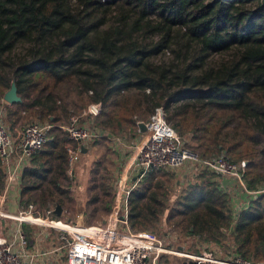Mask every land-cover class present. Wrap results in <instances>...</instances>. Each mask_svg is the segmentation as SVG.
Instances as JSON below:
<instances>
[{
	"label": "trees",
	"instance_id": "16d2710c",
	"mask_svg": "<svg viewBox=\"0 0 264 264\" xmlns=\"http://www.w3.org/2000/svg\"><path fill=\"white\" fill-rule=\"evenodd\" d=\"M19 44L28 48L15 54ZM168 52L170 63L161 58ZM216 53L226 55L213 60ZM13 82L21 100L11 104L9 123L53 125L21 172L23 207L66 212L69 139L55 125L98 103L95 124L118 131H138L136 121L163 106L201 157L246 160L248 186L264 183V0H0V102ZM159 171L131 189L129 228L163 224L180 238L223 241L230 214L217 174L200 171L172 198V173ZM3 178L0 160V190ZM114 196L105 176L93 178L90 217L108 213ZM229 236L236 255L264 260V195L240 212Z\"/></svg>",
	"mask_w": 264,
	"mask_h": 264
},
{
	"label": "built area",
	"instance_id": "2783aa9c",
	"mask_svg": "<svg viewBox=\"0 0 264 264\" xmlns=\"http://www.w3.org/2000/svg\"><path fill=\"white\" fill-rule=\"evenodd\" d=\"M8 104L3 98L0 102V160L3 166V189L0 191V264H34L36 257L47 253L65 252L63 264H160L163 257L175 256L182 261L179 264H252L240 256H221L215 246L203 243L196 252L175 247L164 238L150 232L131 230L127 223V197L143 177L152 168H167L176 170L192 165L194 176L200 171L208 170L218 176L219 186L232 193L223 184L222 178L229 179L234 185L236 194L246 195L250 201L264 195V183L257 188H250L244 178V165L247 161L232 162L224 154L213 158L201 157L197 151L185 145L180 134L165 119L163 106H157L147 121L145 131L138 129L139 137L132 146V153L126 167L120 174L119 187L111 211L97 225H86L69 218L62 219L55 214V207L50 205L40 211L36 204L28 203L18 212L2 209L6 202V193L13 181L20 179L21 172L28 165L31 156L41 150L48 138V132L53 126L48 123L33 121L25 124L23 129L12 134L6 123ZM100 110V104H91L83 110L88 120L83 123L79 115H72L66 125H58L66 133L67 168L66 175L73 178L74 166L80 159L81 146L97 139L116 138L106 128L95 124V115ZM139 127V126H138ZM118 140V139H116ZM140 171L143 173L133 180ZM233 189V190H234ZM238 208L244 209L242 206ZM233 214L230 229H233L238 217ZM78 217V216H77ZM2 218L13 221L8 233L2 228ZM38 226L43 230L55 232L51 250H28V240L23 225ZM122 225L126 231L119 230ZM264 264V262L262 263Z\"/></svg>",
	"mask_w": 264,
	"mask_h": 264
},
{
	"label": "rangeland",
	"instance_id": "374dc122",
	"mask_svg": "<svg viewBox=\"0 0 264 264\" xmlns=\"http://www.w3.org/2000/svg\"><path fill=\"white\" fill-rule=\"evenodd\" d=\"M28 48V44H19L17 48L15 49V54H22L26 52V49ZM226 55V54H219L216 53L212 56L213 60H216L217 58ZM173 53L168 52L165 54V62L170 63L173 60ZM11 105V104H10ZM12 108V107H11ZM14 108V107H13ZM83 113V111L80 113V115ZM77 115V114H76ZM79 115V114H78ZM96 116V115H95ZM151 117L148 116L146 120H149ZM81 121L83 123H86L88 118L85 115L80 116ZM68 121L60 122L56 124L55 126L59 127L58 125H66ZM6 123L7 125L11 126L10 132L13 134L12 129L14 127L20 128L25 124L30 123V121L23 119L19 123L15 125H11L8 121V114L6 117ZM60 128V127H59ZM62 129V128H61ZM63 130V129H62ZM109 130V129H108ZM64 131V130H63ZM111 133L115 134L116 138L113 140H110L106 137L97 138L93 141H91L89 145V149L87 153H83L80 155V159L75 165L74 168V176H73V182L72 179L68 178L66 182L71 183L72 188H70L71 192V202L68 203V207L65 209V216L70 219L71 222L77 221V214H80V212H83V219L82 221L87 225H97L100 220L103 219L108 213H102L99 217H90L88 206H86V200L88 197V189L91 185V181L93 178H96V182H99L101 179V176H105L110 184L113 185L115 193L119 187V177L124 168L126 167V164L129 160V157L131 156V153L133 151L132 146L136 142L137 138L139 137V132L135 130H125V131H118L117 129H110ZM183 142L187 146H191V141L187 133L180 135ZM118 139V140H116ZM189 146V147H190ZM192 148V147H191ZM193 149V148H192ZM163 171L172 173V176L170 177L171 180L168 182V187L170 197L174 198L177 196L180 192L183 191V188L187 185V180H184L180 174V171H177V173H173L172 170L167 168H161V171L159 173H162ZM19 185L16 181H13L11 185L9 186L7 193H6V202L3 204L2 209L5 211H9L10 209L14 210L13 212H18L19 208H23L24 204L19 203ZM3 188V187H2ZM1 191V190H0ZM179 192V193H178ZM34 203V202H33ZM37 205L39 210L41 211L43 207H40L39 204L34 203ZM47 206H50L48 204ZM46 207V206H45ZM230 213V223L232 222L233 214L231 211ZM65 216H61L62 219H65ZM162 218V222H163ZM2 228L5 231V233H8L7 227H9V230H11V227L13 225V221L10 219L2 218L1 220ZM24 229L28 232V237L30 238L32 235V232L37 231L38 229H41L38 226H32L28 224H24ZM231 227V224H230ZM119 230L122 232H125L126 229L120 225ZM141 232V231H139ZM144 232V231H142ZM147 232H150L156 236H160L165 239L167 243H172L170 240V237L164 235L165 228L163 224H160L159 226H155L153 228H150ZM180 238L178 237V241L174 243L173 246L178 245ZM186 239L182 238V242ZM30 245L32 246V239L29 240ZM219 245V249L221 252H226L229 249L230 245V236L228 233L225 232V236L223 237V241L216 242ZM191 249H194L193 247ZM62 249V253H63ZM180 261H182L180 258L175 256H168L166 259H161L160 264H178Z\"/></svg>",
	"mask_w": 264,
	"mask_h": 264
},
{
	"label": "crops",
	"instance_id": "0c3cea01",
	"mask_svg": "<svg viewBox=\"0 0 264 264\" xmlns=\"http://www.w3.org/2000/svg\"><path fill=\"white\" fill-rule=\"evenodd\" d=\"M10 106L11 105L9 103L6 104L7 110H9ZM23 127H24V125L22 127H20V128L14 127L12 129L13 134H16V133L20 132L23 129ZM9 128H11L10 125H9ZM85 148H86V152L85 153H87L88 152V149H89V145H88V147H85ZM74 168H75V166H74ZM177 171H180L181 172L180 176L184 180H187V182L193 181L195 179V176L193 174L194 173V170H193V166L192 165H187V166L181 167L179 169L172 170L173 173H177ZM73 176H74V173H73ZM228 180L229 179H227V178L226 179L222 178V181H223V184L225 185V187H228L229 190L232 192V193H229V195H228V210L231 211L232 214H234V215L236 213H238V212L240 214V212H242L244 209H246L249 206V204H250L251 201L244 194H240V193H237L236 194V190L234 189L233 182L231 180L230 181H228ZM16 182L19 185L20 179L17 180ZM72 182H73V179H72ZM70 188H72V186ZM18 196H19V194H18ZM114 199H115V196H114ZM239 206H242L244 209L241 210V208H238ZM112 207H113V205H112ZM9 211L10 212H13L14 210L13 209L12 210L10 209ZM239 214H238V216H239ZM63 215L65 216V212L63 213V211H62V213H61L60 216H57V215L56 216L57 217H61ZM82 215H83V212H80V214H77L76 217L78 216L77 217V221L79 220L78 222H80V219H81V223H84L82 221V219H83V216ZM67 218L68 217L66 215L65 216V219H67ZM232 219H233V217H232ZM230 224H229V227H228V234H231V232L233 230V229H230ZM23 229H24V226H23ZM223 230H225V229H223ZM24 231L26 233L27 240H28V250H30L31 252H35V251L38 252L39 250L40 251L41 250H48L49 251V250H51L50 248H53L54 247L53 245H58L59 244L58 241H55V240L53 241V239H54L53 236H54V233L55 232L48 231V230H43L41 228V229H38L35 232L33 231L32 232V235L33 236H31L29 238L28 237L27 230L24 229ZM224 232H226V230ZM167 234H168V237H170V240L172 241L173 245H174V243L176 241H178V237L180 238V236H179L180 234H179L178 230H176V229H174L172 227H169L168 229L165 230L164 235L167 236ZM30 239H32V241H33L32 246L30 245V241H29ZM181 240H182V238H180L178 245H175V247H181V248H183L185 250H189V251H192V252H196L198 250V247L200 245H203V243H206V244H209L211 246H215L218 249V251L220 252L219 254L221 256H224V257L238 256V255H236L234 253V249H233V246H232L231 243L229 245V249L226 252H221L220 249H219L220 248L219 245L215 241L198 238L196 236L189 237V238H187L183 242ZM192 247L194 249H191ZM64 254H65V252L62 253V251L61 252L60 251H57V252H54V253H47L43 257H40V256L36 257L35 260H34V264H63L64 258H65V255ZM167 257L168 256L163 257L162 259H166L167 260ZM263 262H264V260L261 263H259V264H262Z\"/></svg>",
	"mask_w": 264,
	"mask_h": 264
},
{
	"label": "water",
	"instance_id": "95a60500",
	"mask_svg": "<svg viewBox=\"0 0 264 264\" xmlns=\"http://www.w3.org/2000/svg\"><path fill=\"white\" fill-rule=\"evenodd\" d=\"M3 99L9 104H13V103L19 102L21 100L20 96L17 94V89H16V85L14 82L11 84L10 88L4 93ZM138 126L140 128V131H145L144 122H139ZM81 151H82V153H85L86 148L84 146H81ZM142 173H143V171H140L137 176L133 177V180H136V178L139 177ZM61 213H62L61 206L56 205L55 206V214L57 216H60ZM223 231H225V230H223Z\"/></svg>",
	"mask_w": 264,
	"mask_h": 264
}]
</instances>
